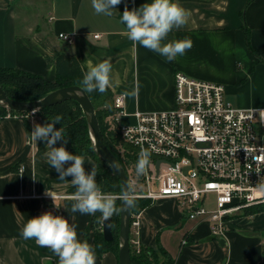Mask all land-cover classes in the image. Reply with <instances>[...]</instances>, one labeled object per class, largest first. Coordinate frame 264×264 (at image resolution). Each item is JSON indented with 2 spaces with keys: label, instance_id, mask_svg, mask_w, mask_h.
Here are the masks:
<instances>
[{
  "label": "crops",
  "instance_id": "obj_1",
  "mask_svg": "<svg viewBox=\"0 0 264 264\" xmlns=\"http://www.w3.org/2000/svg\"><path fill=\"white\" fill-rule=\"evenodd\" d=\"M150 2L122 0L107 16L97 14L91 0H0V66L54 82L56 70L47 65L48 53L39 44L40 37L75 55L84 74L89 62L110 60V90L114 96L126 97L127 114L121 117V126L135 124L136 112L172 110L176 72L224 85L233 107L264 108V0L249 5L248 0H178L191 15L164 42L190 38L192 47L171 62L134 45L121 23L126 6L138 9ZM42 10L47 22L40 20ZM61 34L72 36L73 42L64 41ZM28 119L31 128L42 124L39 115ZM48 151L49 146L31 138L22 117L0 118V264H59L50 249L21 235L27 220L44 212L65 217L76 226L80 240L88 239L93 215L70 212L74 201L68 197L76 188L70 177L59 179L47 162ZM83 157L86 170L96 167L93 158ZM140 215V235H130L136 250V240L141 247L163 248L175 264H262L264 260V211L237 215L219 239L212 237L208 222L188 220L176 199L151 202ZM96 264H120V260L106 252L96 255Z\"/></svg>",
  "mask_w": 264,
  "mask_h": 264
},
{
  "label": "built area",
  "instance_id": "obj_2",
  "mask_svg": "<svg viewBox=\"0 0 264 264\" xmlns=\"http://www.w3.org/2000/svg\"><path fill=\"white\" fill-rule=\"evenodd\" d=\"M59 37L73 42L70 35ZM174 81V108L136 112V123L129 126L119 123L127 114L126 97L114 96L112 119L121 126L123 140L138 154L142 148L151 152L144 174L132 168L127 174L130 197L151 202L176 199L188 220L208 222L212 237L223 238L231 219L245 215L248 207L264 205V193L254 190L264 179V108L233 107L226 102L220 83L181 72L175 73ZM37 111L7 110L5 118L21 114L30 118ZM140 214L131 220V235L135 233L136 238L141 231ZM134 243L139 250V241Z\"/></svg>",
  "mask_w": 264,
  "mask_h": 264
},
{
  "label": "clouds",
  "instance_id": "obj_3",
  "mask_svg": "<svg viewBox=\"0 0 264 264\" xmlns=\"http://www.w3.org/2000/svg\"><path fill=\"white\" fill-rule=\"evenodd\" d=\"M92 7L97 14L112 16V9L121 4L122 0H91ZM191 13L180 5L178 0H151L138 9L129 10L126 6L121 16V23L125 25L126 35L134 45L138 44L159 55L167 61H174L192 47L190 38L164 42L173 29L185 26ZM112 63L103 60L93 65L88 63V70L80 81L82 90L86 93L98 91L104 94L111 86ZM62 117L57 115L53 121L44 124L34 123L31 138L49 146L46 158L51 168L58 173L60 180L71 178L76 191L68 199L74 201L70 212L87 215L101 214L106 221L120 209L116 205L117 196L102 192L96 182L97 170L93 165L90 170L85 168L83 156L73 154L64 145L68 143L63 129L57 128ZM126 135V133H125ZM61 146L57 147L56 145ZM151 152L142 148L136 162V173L144 174L150 163ZM254 190L264 193V179H260ZM54 205L55 197L49 192ZM124 203L131 207L133 199L123 194ZM22 238L34 239L42 248L50 249L58 258L59 264H96L93 246L87 240L78 238L76 226L61 215L44 212L39 216L27 220L21 229Z\"/></svg>",
  "mask_w": 264,
  "mask_h": 264
},
{
  "label": "trees",
  "instance_id": "obj_4",
  "mask_svg": "<svg viewBox=\"0 0 264 264\" xmlns=\"http://www.w3.org/2000/svg\"><path fill=\"white\" fill-rule=\"evenodd\" d=\"M252 1L248 0V5ZM38 42L48 53L46 57L47 65L55 67L56 79L54 82H51L42 75L0 66V86H2L11 100L28 103L29 101L42 100L43 97L58 89L69 88L70 86L82 88L80 81L83 79L84 72L76 56L61 52L57 46H54L51 41L45 38L40 37ZM86 94L91 100L94 112H96L98 124L106 145L113 155L117 157L128 175L131 168L136 173L137 149L123 140L121 126L112 119L115 113L113 105L115 97L112 91L109 88L104 94H100L98 91ZM6 111L4 107L0 106V118H5ZM37 114L40 116L42 124L53 121L57 115L62 117L60 124L56 125V127L62 128L65 137L68 138V143L64 146L73 154L93 158L96 163V182L99 188L104 193H111L118 197L116 205L121 211L122 198L120 196L122 185L113 169L96 155L94 144L91 140L88 120L80 104L75 100L65 101L56 106L42 108L37 111ZM21 115L25 120L26 128L31 133L30 120L26 118V114ZM56 146L59 147L61 145L57 144ZM133 201V206H131L132 216L141 213L151 203L147 199H133ZM120 211L111 217L112 241H106L103 237L101 214L97 212L93 215L91 226L100 228L95 231L93 242L90 239V233H88L87 240L92 246L94 243L95 255L103 256L106 252H112L119 259L121 244ZM262 211H264V205L252 206L247 208L245 215H254ZM130 255L132 264H175L172 257L163 248L159 249V251L150 247H141L139 250H136L130 242ZM262 264H264V260Z\"/></svg>",
  "mask_w": 264,
  "mask_h": 264
},
{
  "label": "water",
  "instance_id": "obj_5",
  "mask_svg": "<svg viewBox=\"0 0 264 264\" xmlns=\"http://www.w3.org/2000/svg\"><path fill=\"white\" fill-rule=\"evenodd\" d=\"M75 100L77 101L83 112L85 113L88 126L90 127L91 140L94 144V150L99 159L106 162L111 169H113L115 175H117L121 185V198L123 194H127L130 197V186L128 183V175L125 169L119 163L117 157L113 155L111 150L106 145L103 134L101 132L98 120L96 117V112H94V107L91 103L90 98H88L86 92L82 88L77 86H70L69 88L58 89L55 92L48 94L39 101H29L28 103L19 102L11 100L2 86H0V106L4 107L10 112L18 113H28L30 111L41 110L45 107L56 106L57 104L63 103L65 101ZM159 166V163L157 164ZM121 221H120V251L119 260L120 264H132L130 255V235H131V220L132 212L131 207L124 203L122 198L121 205ZM103 227V237L106 241L113 240L112 232V218L104 221L102 223Z\"/></svg>",
  "mask_w": 264,
  "mask_h": 264
},
{
  "label": "rangeland",
  "instance_id": "obj_6",
  "mask_svg": "<svg viewBox=\"0 0 264 264\" xmlns=\"http://www.w3.org/2000/svg\"><path fill=\"white\" fill-rule=\"evenodd\" d=\"M43 11V13H41L42 14V18H40V20H41V22H47V18H48V16L46 15V12L44 11V10H42ZM36 18V17H35ZM32 19V18H31ZM34 27V26H33ZM35 28V27H34ZM226 94V102L228 103V101H230L233 105H234V103L232 102L233 100H232V98H231V94H227V93H225ZM129 125H131V124H129ZM262 135L264 136V130L262 131ZM107 194H111V193H107ZM113 195V194H112ZM211 200L210 201H212L213 202V200H214V197H211L210 198ZM92 227V226H91ZM99 227V226H98ZM100 228V227H99ZM99 228H96V227H92L91 229H90V231H89V233H90V239L92 240V242H93V239H94V235H95V231L96 230H98ZM93 247H94V243H93Z\"/></svg>",
  "mask_w": 264,
  "mask_h": 264
}]
</instances>
